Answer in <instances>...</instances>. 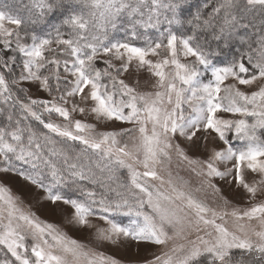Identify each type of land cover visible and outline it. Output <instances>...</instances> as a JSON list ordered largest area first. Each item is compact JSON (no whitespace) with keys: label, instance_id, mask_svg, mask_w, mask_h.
Here are the masks:
<instances>
[{"label":"snow or ice","instance_id":"obj_1","mask_svg":"<svg viewBox=\"0 0 264 264\" xmlns=\"http://www.w3.org/2000/svg\"><path fill=\"white\" fill-rule=\"evenodd\" d=\"M27 12L0 10V264H264V0Z\"/></svg>","mask_w":264,"mask_h":264},{"label":"trees","instance_id":"obj_2","mask_svg":"<svg viewBox=\"0 0 264 264\" xmlns=\"http://www.w3.org/2000/svg\"><path fill=\"white\" fill-rule=\"evenodd\" d=\"M10 1L14 3L13 4L14 8L11 7L12 13L15 14V15H19V16H21L23 18H26L27 15H28L27 7L30 5V0H3V3L4 4H7ZM190 3L193 4V5H195V4L199 3V0H190ZM15 4H17L18 9L15 8ZM194 10L195 9L193 8V11ZM61 19H62V17H60V16L49 17V18H47V20H46V22L44 24L38 25L36 27V31L39 34L43 35V34H45V33H47L48 31L51 30V26L52 25L59 24L60 21H61ZM140 31L141 32H144V29H140ZM115 33H117V32H115ZM145 35H147L149 37H155L157 35V32L154 29H149V30H147L145 32ZM118 37H120L118 39H120L121 41H123L124 39H126L125 33L124 34H121L120 33L118 35ZM136 43L137 44H143V41L142 40L141 41H136ZM223 59H224L223 57L220 58V60H223Z\"/></svg>","mask_w":264,"mask_h":264},{"label":"rangeland","instance_id":"obj_3","mask_svg":"<svg viewBox=\"0 0 264 264\" xmlns=\"http://www.w3.org/2000/svg\"><path fill=\"white\" fill-rule=\"evenodd\" d=\"M13 2H9V3H7V5H9L10 7H13L14 8V6H13ZM3 5H5L4 3H3V0H0V10H2V6ZM15 8H17L18 9V6H17V4H15ZM124 34V32L123 31H120V32H117V33H111V37L112 38H114V39H117V40H120V39H118V38H120V37H118V35L119 34ZM100 67H103V65L101 64V65H99ZM146 75L147 74H143L141 77H140V80H141V84L143 85V81H144V79L146 78ZM33 94L35 95L36 93H35V91L33 92ZM109 127H111V126H109ZM38 215H40L42 218H45V219H48V220H59V216H52L50 213H48V212H44V211H38ZM69 235H71V236H73L74 238H77V239H81V240H83L84 239V237H83V235L81 234V233H78V232H74V231H70L69 232ZM154 251H157V249H155V248H151V249H149L148 250V252H154ZM106 254H111V255H114V256H116V257H121L122 255H123V253L122 252H116L114 249H108V250H106Z\"/></svg>","mask_w":264,"mask_h":264}]
</instances>
